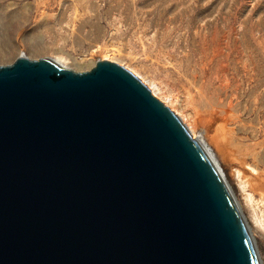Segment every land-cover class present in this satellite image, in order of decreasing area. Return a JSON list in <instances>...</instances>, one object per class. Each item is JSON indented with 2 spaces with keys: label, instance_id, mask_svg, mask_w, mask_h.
<instances>
[{
  "label": "water",
  "instance_id": "water-1",
  "mask_svg": "<svg viewBox=\"0 0 264 264\" xmlns=\"http://www.w3.org/2000/svg\"><path fill=\"white\" fill-rule=\"evenodd\" d=\"M0 264H261L228 187L124 68L0 67Z\"/></svg>",
  "mask_w": 264,
  "mask_h": 264
},
{
  "label": "rangeland",
  "instance_id": "rangeland-1",
  "mask_svg": "<svg viewBox=\"0 0 264 264\" xmlns=\"http://www.w3.org/2000/svg\"><path fill=\"white\" fill-rule=\"evenodd\" d=\"M22 53L153 90L214 155L264 264V0H0V67Z\"/></svg>",
  "mask_w": 264,
  "mask_h": 264
},
{
  "label": "bare ground",
  "instance_id": "bare-ground-1",
  "mask_svg": "<svg viewBox=\"0 0 264 264\" xmlns=\"http://www.w3.org/2000/svg\"><path fill=\"white\" fill-rule=\"evenodd\" d=\"M107 56V55H106ZM19 58H26L25 55L22 53L19 57ZM73 57H71V60H74L72 59ZM116 58V57H115ZM106 59V57H105ZM49 60H51L54 64H56L60 69H65V70H70L69 67H68V63L70 61V58H67V57H63V56H57V57H54V58H49ZM111 61V59H109ZM107 61V60H106ZM79 62V61H78ZM76 62V63H78ZM113 62V61H112ZM139 79V78H138ZM143 84V82H141ZM147 89L151 92L152 96L155 98L156 95L155 93L153 92V90H151L149 87H147ZM162 104H164L163 102H161ZM164 107L165 104L163 105ZM172 112V114L179 120V122L181 123V117L179 116L180 114L175 113L174 111H170ZM240 121V120H239ZM183 125V124H182ZM238 125V124H237ZM242 125V124H241ZM185 127V125H183ZM241 128V127H240ZM186 131L188 132L191 140L200 148V150L203 152V154L205 155V157L208 159V161L211 163V165L214 167L215 171L217 172L218 176L220 177L221 181H223V183L226 185L222 175H221V172H220V169L218 167V164H217V161L215 160V157L214 155L212 154V152L210 151V149L206 146V144L204 143L203 139L201 136L199 135H196L195 132H193L191 129H189L188 127H185ZM195 131V130H194ZM231 131V130H230ZM263 159V158H262ZM250 166V165H249ZM251 167V166H250ZM254 167V166H253ZM257 169V168H256ZM253 170V168H252ZM255 170V169H254ZM263 174V173H262ZM263 186V185H262ZM261 186V188H262ZM227 187V185H226ZM260 188V189H261ZM263 189V188H262ZM260 191V190H258ZM262 191V190H261ZM264 192V191H263ZM264 194V193H263ZM261 195L260 194V198H261ZM249 198V199H248ZM248 198L246 196V199L251 200L252 197L248 195ZM235 200V199H234ZM250 203V202H249ZM260 203L262 204V206L264 205V196H262L261 200H260ZM237 205V203H236ZM238 206V205H237ZM241 210V209H239ZM257 222V221H256ZM258 223V222H257ZM260 223V222H259ZM252 237V236H251Z\"/></svg>",
  "mask_w": 264,
  "mask_h": 264
}]
</instances>
